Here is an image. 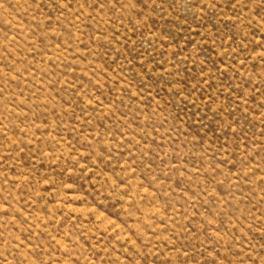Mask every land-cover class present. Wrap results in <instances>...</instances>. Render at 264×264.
Instances as JSON below:
<instances>
[{
	"label": "rangeland",
	"instance_id": "obj_1",
	"mask_svg": "<svg viewBox=\"0 0 264 264\" xmlns=\"http://www.w3.org/2000/svg\"><path fill=\"white\" fill-rule=\"evenodd\" d=\"M0 264H264V0H0Z\"/></svg>",
	"mask_w": 264,
	"mask_h": 264
}]
</instances>
